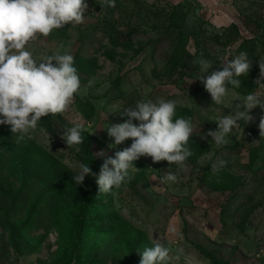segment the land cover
<instances>
[{
    "label": "rangeland",
    "instance_id": "obj_1",
    "mask_svg": "<svg viewBox=\"0 0 264 264\" xmlns=\"http://www.w3.org/2000/svg\"><path fill=\"white\" fill-rule=\"evenodd\" d=\"M141 1L156 2L160 7L187 5L189 30H199L198 26L206 21L207 32L199 34V38L202 42L209 40L207 46L213 58L203 60L211 68L201 73L200 60L194 58L188 76L177 83L153 77L151 69L161 65L172 48L168 41L156 47L149 44L158 34L148 24L142 33L134 34L136 41L145 44L142 52L136 54L117 48L116 58L108 59L103 51L112 46L102 28L107 19L117 18L120 12L115 7L101 10L99 0H85L88 8L83 23L41 36L28 47L37 60L45 55L68 52L74 57L80 53L88 58L97 57L99 67L87 82H81L80 91L67 112L42 118L20 143L15 142L10 126L0 124V174L5 175V180L9 177L16 188L21 186V180L30 183L29 201L11 211V227L18 228L26 207L38 192H43L51 204L57 201L62 211L72 210L78 193L53 181L49 169V162L55 160L77 175L80 165L84 164L79 157V145L67 148L62 139L63 130L80 125L81 130L104 142L105 147L97 152L98 156L104 160L114 158L116 151L132 143L129 139L110 147L114 140L105 130L111 124L125 122L127 117L120 114L124 108L135 106L140 100L154 103L160 99L174 100L177 106L193 111L194 131L187 145L192 155L185 167L170 165L167 161L153 163L150 157H140L129 169L131 179L127 184L96 198L98 205L91 213L94 218L91 228L98 227L96 218L117 215L143 230L151 242L159 240L168 247L173 264H211L213 259L229 264H264V136H260L259 130L264 109L257 106L249 113L251 121H238L240 127L228 135L227 144L217 146L211 137L201 139L209 130L218 129L216 121L220 117L234 114L235 105L248 93L230 86L224 104L217 105L198 79L201 74L206 78L213 71L221 70L225 60L237 56L238 44L226 43L224 34L214 33L236 22L243 37L252 36L240 15V10L252 5V0ZM189 35L188 50L195 55L194 37L198 34ZM215 35L221 36V41L212 39ZM251 72L259 78V66L252 63ZM252 92L264 99V88L257 86ZM86 94L92 97L96 107L90 121L74 105L76 96ZM170 171L177 175V182L161 183V177ZM138 174L140 178L136 180ZM6 203L0 198V208ZM5 220L4 211L0 210V264H62L59 249L68 239V225L64 224L63 215L56 217L47 205L41 206L33 225L20 233L18 254L10 243Z\"/></svg>",
    "mask_w": 264,
    "mask_h": 264
},
{
    "label": "clouds",
    "instance_id": "obj_2",
    "mask_svg": "<svg viewBox=\"0 0 264 264\" xmlns=\"http://www.w3.org/2000/svg\"><path fill=\"white\" fill-rule=\"evenodd\" d=\"M100 6L114 8L115 0H102ZM87 8L85 0H0V124L10 126L16 143L23 141L42 118L67 112L81 88L73 55L64 52L37 60L28 46L55 30L83 23ZM199 64L201 73L211 68L206 60L201 59ZM221 66V70L213 71L206 78L202 74L198 77L217 105L224 104L230 86L241 87L239 77L248 76L252 61L246 52H241ZM262 80L264 57L259 59V78L254 81L255 85L264 88ZM257 106L264 109V99L255 92L248 93L235 105L234 114L220 117L216 121L218 129L209 130L201 139L211 137L217 146L227 144L228 135L240 127L238 121H251L249 113ZM176 109L174 100L160 99L155 103L140 100L120 112L127 117L125 122L105 129L114 140L110 147L129 139L132 143L116 151L114 158L105 160L96 180L99 194L109 193L129 181V169L142 156L150 157L153 163L167 161L170 165L185 167L192 155L187 145L194 127L190 118L177 117ZM259 130L260 136H264V116L260 118ZM62 139L69 148L83 144L85 138L81 126L75 125L62 131ZM89 175L95 174L88 164H81L73 180L79 185ZM177 180V175L171 171L161 177V183ZM178 251L182 253L183 249ZM171 259L170 249L154 240L152 246L141 253L139 264H170Z\"/></svg>",
    "mask_w": 264,
    "mask_h": 264
},
{
    "label": "trees",
    "instance_id": "obj_3",
    "mask_svg": "<svg viewBox=\"0 0 264 264\" xmlns=\"http://www.w3.org/2000/svg\"><path fill=\"white\" fill-rule=\"evenodd\" d=\"M128 1L126 3L124 0H115V8L120 14L117 18L107 19L105 22L107 24L102 28L110 46H112V48L103 51L108 59L114 60L116 58L119 54L117 48L133 51L136 54L142 52L145 49V44L136 41L134 34L142 33L147 24L149 29L158 34L155 41H150L149 44H154L156 47L162 42L168 41L172 48V51L168 52L167 58H164L165 61L163 59L161 65H155L151 69L153 77L161 81L177 83L188 76L194 58L199 60L213 58L207 46L209 40L206 39V42H202V39L199 38V34H206L205 24L207 22L202 21L203 24L198 26L199 30L197 31L189 30L186 27L188 25L186 22L187 5L169 4L167 7L163 5L160 7V4L156 2L149 4L141 0ZM101 3L102 0H99V4ZM251 3L252 5L240 10L241 22L251 32V37H243L239 24L236 22H232L224 27L221 32L214 34H224L223 38L226 39V43H237V55L246 52L249 60L259 66V59L264 57V0H252ZM106 9L111 8H101V10ZM143 10L144 13L147 10V13L144 14ZM138 18L139 21H137ZM189 34H198L194 37L197 47L195 55L190 54L188 50ZM221 38V36L215 35L212 39L219 42ZM74 62L82 83L87 82L99 67L97 57L88 58L80 53L74 55ZM239 79L241 80V87L236 89L241 93H250L257 87L254 83L257 79L255 72L249 73L248 76H241ZM74 105L85 120L90 121L94 117L96 107L90 95L76 96ZM176 115L177 117L190 118L193 121V111L188 107L177 106ZM81 132L85 139L84 143L79 145V157L84 164H88L95 175L86 176L84 182L77 185L73 180V176L76 174L65 164L55 160L49 162L53 181H57L60 185L67 186L69 190L78 193L71 211H62L63 209L57 201L55 205L51 204L43 192H38V195L26 207L25 215L18 224V228H12L11 211L20 209L29 201L30 183L21 180V186L16 188L9 177L5 180V175L0 174V198L3 202H7L0 210L4 211L5 223L6 226H9L10 243L14 246L15 252L20 253L21 231L31 227L40 207L47 205L56 217L63 215L64 224L68 225V239L65 244H61L59 249L62 264H139L143 250L152 246L151 240L143 230L132 226L117 215L108 218L95 217L98 221V227L96 229L91 228L94 219L91 213L98 205L95 201L96 198L101 195L96 180L105 162L102 156L97 155V152L101 151L105 144L88 131L81 130ZM109 158H113V156ZM47 160L50 161L51 159ZM139 178L140 174L136 176V180ZM170 264L173 263L170 261ZM211 264L229 263H221L218 259H213Z\"/></svg>",
    "mask_w": 264,
    "mask_h": 264
}]
</instances>
